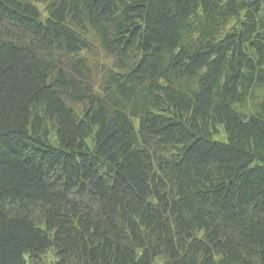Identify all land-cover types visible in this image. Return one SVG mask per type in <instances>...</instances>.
I'll return each mask as SVG.
<instances>
[{
	"label": "trees",
	"instance_id": "trees-1",
	"mask_svg": "<svg viewBox=\"0 0 264 264\" xmlns=\"http://www.w3.org/2000/svg\"><path fill=\"white\" fill-rule=\"evenodd\" d=\"M0 264H264V0H0Z\"/></svg>",
	"mask_w": 264,
	"mask_h": 264
},
{
	"label": "rangeland",
	"instance_id": "rangeland-1",
	"mask_svg": "<svg viewBox=\"0 0 264 264\" xmlns=\"http://www.w3.org/2000/svg\"><path fill=\"white\" fill-rule=\"evenodd\" d=\"M47 257V260L50 262V263H54L56 258L54 257L53 255V251H49V253L45 256Z\"/></svg>",
	"mask_w": 264,
	"mask_h": 264
}]
</instances>
